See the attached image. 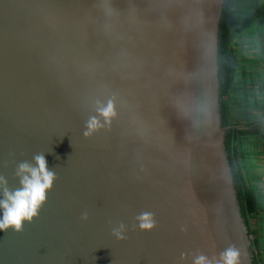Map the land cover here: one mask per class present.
<instances>
[{"label": "water", "instance_id": "obj_1", "mask_svg": "<svg viewBox=\"0 0 264 264\" xmlns=\"http://www.w3.org/2000/svg\"><path fill=\"white\" fill-rule=\"evenodd\" d=\"M224 3L0 0V200L37 154L56 174L22 232L0 230V264H224L229 248L253 264L220 114Z\"/></svg>", "mask_w": 264, "mask_h": 264}, {"label": "trees", "instance_id": "obj_2", "mask_svg": "<svg viewBox=\"0 0 264 264\" xmlns=\"http://www.w3.org/2000/svg\"><path fill=\"white\" fill-rule=\"evenodd\" d=\"M251 53L253 58L245 59ZM262 64L264 0H254L252 11L244 0H225L219 28L220 114L241 214L251 237L253 264H264V192L251 173L252 156L264 148Z\"/></svg>", "mask_w": 264, "mask_h": 264}, {"label": "clouds", "instance_id": "obj_3", "mask_svg": "<svg viewBox=\"0 0 264 264\" xmlns=\"http://www.w3.org/2000/svg\"><path fill=\"white\" fill-rule=\"evenodd\" d=\"M98 116L89 117L86 122V128L83 135L88 138L102 129L105 124L110 125L112 118L115 117L113 102L108 101L107 105L98 102L96 109ZM103 118V123L101 119ZM35 166L29 163H21L18 167L17 175L21 178L20 189L9 191L4 187V199L0 200V209H3V217L0 219V230L7 231L14 229L16 232H22L25 221L31 222L37 215L41 206L46 200L47 192L53 187L56 180L54 171L49 170L47 160L43 154H37L35 157ZM3 182V178H0ZM6 183V182H4ZM83 220H88V214L82 215ZM139 228L144 231H151L156 227V220L153 213L145 211L136 217ZM125 226L120 224L112 229L113 235L119 239H125ZM224 264H236L238 252L229 248L222 253ZM195 264H208L206 258L201 255L195 259Z\"/></svg>", "mask_w": 264, "mask_h": 264}, {"label": "crops", "instance_id": "obj_4", "mask_svg": "<svg viewBox=\"0 0 264 264\" xmlns=\"http://www.w3.org/2000/svg\"><path fill=\"white\" fill-rule=\"evenodd\" d=\"M251 54L254 56L253 53ZM257 152V154L252 156L254 169L251 170V173L257 179L255 184L264 192V148H259Z\"/></svg>", "mask_w": 264, "mask_h": 264}, {"label": "rangeland", "instance_id": "obj_5", "mask_svg": "<svg viewBox=\"0 0 264 264\" xmlns=\"http://www.w3.org/2000/svg\"><path fill=\"white\" fill-rule=\"evenodd\" d=\"M244 2H245V5H246V7L249 9V10H251L252 11V7H253V4H254V0H244ZM241 36H239V38H240ZM242 40V41H241ZM240 40V43L242 44L241 45V47L242 48H244V47H246V43H245V41L243 40V39H241ZM241 49V48H240ZM241 53V52H240ZM249 55V54H248ZM243 56H246L245 54L244 55H242V57ZM253 58V56H252V54H251V56H247L245 59H252ZM262 65H264V64H262ZM261 114V113H260Z\"/></svg>", "mask_w": 264, "mask_h": 264}]
</instances>
